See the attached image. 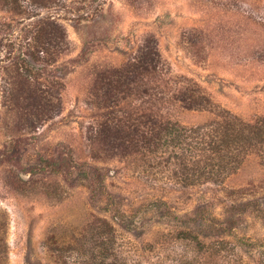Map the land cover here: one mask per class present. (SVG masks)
I'll return each mask as SVG.
<instances>
[{
  "label": "rangeland",
  "instance_id": "obj_1",
  "mask_svg": "<svg viewBox=\"0 0 264 264\" xmlns=\"http://www.w3.org/2000/svg\"><path fill=\"white\" fill-rule=\"evenodd\" d=\"M7 1L0 264H264V136L253 132L264 129V0ZM46 17L51 54L36 39ZM145 38L165 66L152 107L175 130L98 157L93 130L110 108L98 106L96 80ZM185 88L204 105L175 100ZM140 93L122 107L147 109ZM36 98L49 111L30 123ZM227 132L238 143L217 154L222 171L206 161Z\"/></svg>",
  "mask_w": 264,
  "mask_h": 264
},
{
  "label": "trees",
  "instance_id": "obj_2",
  "mask_svg": "<svg viewBox=\"0 0 264 264\" xmlns=\"http://www.w3.org/2000/svg\"><path fill=\"white\" fill-rule=\"evenodd\" d=\"M20 1L21 0H11V3L8 5L18 9ZM32 1L36 4L39 2L43 6H48L49 3L57 2V0ZM1 2L7 3L8 1L0 0V3ZM47 25L46 17L41 24L36 27V39L38 41L41 39L44 49L51 54L52 48L50 49L49 47L53 46L54 37H52L47 29ZM56 46L57 45L54 47ZM32 56L34 57L33 54ZM162 61V56L156 40H153V38H145L141 46L137 49L135 56H132L124 66L120 67V70L115 69L98 75L99 77L95 85V98L97 99V104L103 109L110 108V112L105 111L106 119L99 122L95 130H93L94 135L92 139L94 138L97 140L99 146L98 153L96 154L98 157L99 155L128 156L136 151L143 150L153 142L162 141L167 133L173 135L175 125L173 123L170 124V122L165 123L166 120L164 121L162 112L153 110L152 107V105L156 103L153 102L154 96H152V93H154L155 96L159 95L158 90H156V84H153V81L155 80L154 77L161 75L164 71L163 68L165 66ZM140 91V102L147 105L148 110L145 106L141 110V113H136L137 107L135 109V106L129 105L132 101H126L124 109L121 101H124L132 95H137ZM148 95L149 99H146ZM173 97L186 109H197L204 105L201 96L195 91H191L189 88L180 89ZM132 107H134V109ZM30 108L33 110L30 116H27L30 123H34L35 119H37L36 117L49 111L44 108V104L38 98H36L35 102H32ZM117 109H120L121 115L118 113L119 111ZM253 132L256 134V138L264 136V129H261V127H256ZM226 134V138L221 136V138L217 140L213 139L215 143L210 144L211 146L213 145L211 150L213 154L209 158L210 160L207 159L206 161V163H214V167L222 171L225 170V166L216 164V161H218L216 160L217 154H223L222 149L225 143H238V134L234 135L231 141L227 138L232 134H230V132ZM233 140L234 142H232ZM186 167L187 169L185 170H190L188 165H186ZM189 176L190 173L187 174L188 179Z\"/></svg>",
  "mask_w": 264,
  "mask_h": 264
}]
</instances>
